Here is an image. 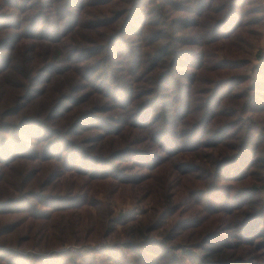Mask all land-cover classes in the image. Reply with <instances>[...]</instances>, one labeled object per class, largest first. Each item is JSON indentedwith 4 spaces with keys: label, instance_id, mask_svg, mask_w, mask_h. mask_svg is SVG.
I'll return each instance as SVG.
<instances>
[{
    "label": "trees",
    "instance_id": "1",
    "mask_svg": "<svg viewBox=\"0 0 264 264\" xmlns=\"http://www.w3.org/2000/svg\"><path fill=\"white\" fill-rule=\"evenodd\" d=\"M246 1L0 0V264H264Z\"/></svg>",
    "mask_w": 264,
    "mask_h": 264
},
{
    "label": "rangeland",
    "instance_id": "2",
    "mask_svg": "<svg viewBox=\"0 0 264 264\" xmlns=\"http://www.w3.org/2000/svg\"><path fill=\"white\" fill-rule=\"evenodd\" d=\"M244 10L246 12V20L252 18H258L262 21L256 26L248 27V29H253L252 32H247L245 35L246 39V48L240 51L239 59L245 60L248 63V66L243 70L244 73H251L252 67H257L261 63V55L264 54V0H247ZM250 13V11H253ZM232 52L229 53L231 56ZM235 55L236 52H234ZM260 55V57H259ZM185 188V187H184ZM186 191V189H185ZM128 198V197H127ZM112 207L115 212H126L133 208V205L130 204V199L115 200ZM149 210L147 205H137L134 212L137 213V219L142 217L141 211ZM141 214V215H140Z\"/></svg>",
    "mask_w": 264,
    "mask_h": 264
}]
</instances>
